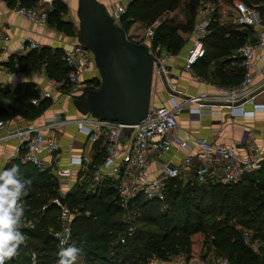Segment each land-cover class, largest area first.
Returning <instances> with one entry per match:
<instances>
[{
  "label": "trees",
  "instance_id": "1",
  "mask_svg": "<svg viewBox=\"0 0 264 264\" xmlns=\"http://www.w3.org/2000/svg\"><path fill=\"white\" fill-rule=\"evenodd\" d=\"M6 1L12 5L16 0ZM36 1L22 0L20 4L32 6ZM206 1L212 0H126L125 11L118 23L127 33L136 21L152 23L163 13L180 6L185 20L171 18L161 21L152 39L154 47L163 45L167 51L177 54L186 42L181 32L193 30L199 6ZM243 1L259 8L264 16V0ZM66 9L64 3L55 0L52 9L48 10V23L67 35L76 36L72 23L61 18ZM206 28L208 33L202 38L205 53L192 64L197 74L207 76L210 64L215 60L221 64L233 60L242 63V58L237 60L231 56L252 36V27L243 30L227 28L220 24L217 14L213 13ZM18 60L21 63L33 60L37 64L45 61L48 75L56 79L66 78L69 71L61 48L52 51L44 47L39 52L32 50ZM243 74L244 71L232 75L222 69H214V75L220 78L218 82L223 84L239 83ZM87 84L89 86L86 88H98L100 77L89 79ZM49 104L46 102L41 107L37 106L41 109L38 112L28 101L13 99L15 109L31 119ZM14 164L19 165L20 179L30 181L18 201L24 208L18 230L42 242V251L36 256L37 264H57L59 260L60 250L54 246L56 240L52 230L60 227V220L57 221L56 216L60 215L61 210L54 201L60 196L75 213L71 222V243L82 245L93 256L89 264H143L154 257L167 261L183 252L187 254L186 261L190 262L193 253H201L209 243L218 253L226 255L232 264H264V160L259 169L244 174L237 182L227 183L210 177L200 181L194 175L183 182L173 177L166 181L163 199L146 198L138 193L125 206L110 179L104 178L96 187H91L89 181H77L62 195L59 179L48 170L40 171L20 157L9 161L3 170ZM56 211L57 215L54 213ZM127 212H134L135 218L141 222L131 235V241L139 247V251L129 260L125 253L120 255L126 245H120L117 249L111 247L127 228L128 222L124 218ZM232 220L252 231L251 241L261 242L258 251L245 242L242 230ZM4 264L33 263L28 257L23 260L13 257L6 259Z\"/></svg>",
  "mask_w": 264,
  "mask_h": 264
},
{
  "label": "built area",
  "instance_id": "2",
  "mask_svg": "<svg viewBox=\"0 0 264 264\" xmlns=\"http://www.w3.org/2000/svg\"><path fill=\"white\" fill-rule=\"evenodd\" d=\"M55 0H41L44 4L52 5ZM232 12L235 22L241 28H253V39L246 41L238 48V53L242 57L244 74L239 83L217 84L214 86L215 92L201 93L197 95H185L176 99L174 92H178L174 84H169L167 60L173 57L172 53H158V47L152 45L155 33V25L150 26L144 35V42L148 45L153 57V79L160 77L163 83L168 86L170 101L169 105H150L146 116L133 125L130 136L123 135L124 123L116 120L100 119L91 114H80L74 118L53 119L43 125L33 123L10 128L12 120L10 118H0V128L5 133L0 135V141L15 137L18 145L15 149L16 156L23 162L32 163L38 170H50L46 155L51 154L61 147L60 141L55 135L50 134L51 130L61 129L69 124L76 126L77 131L85 134L92 141L98 139L101 134L106 135L104 145L105 155L103 160L96 164L89 177V185L96 187L104 178L110 179L112 186L125 206L127 201L138 193L144 194L146 198H164V188L166 181L173 177H178L182 171L192 166L193 158L198 147V167L193 174L197 180L203 181L207 177H217L222 182H237L246 173L259 169L262 165V151L253 139L248 142L246 155L239 154L235 144H225L214 142L206 138L194 139L190 136L179 135V122L177 112L188 103H197L200 114L202 110L211 108L212 105L205 102L213 99L219 102L220 106H227L231 109L232 115L246 116L247 113L255 114L257 110L264 109V103H255L256 93L264 91V51L262 53V65L257 67V72L261 75V83L253 86L255 71V51L264 47V18L259 8L248 4L243 0H232ZM16 11L27 19L48 24V10L37 6H27L19 4ZM125 11V4L119 3L112 10L111 14L115 21L119 22L122 13ZM202 28L199 32L204 34ZM10 36L0 33V69L5 73L20 76L27 71H32L37 66L46 67V62L39 64L33 60L21 63L18 58L11 59L5 54L8 52V42ZM43 46L29 40L28 44H22L20 50L32 51ZM205 53V46L201 37L193 41V45L188 49L186 66L191 64ZM63 59L69 71L67 78L57 80L58 87L66 85V82L76 85L79 83L80 74L88 69L91 70L92 78L100 77L98 68L94 61L92 51L82 43H75L70 50L64 54ZM197 78H200L197 75ZM88 79V80H89ZM44 97H51L49 91L43 92ZM38 99L34 102L38 103ZM252 102L253 109L248 110L244 103ZM216 105V104H215ZM214 105V106H215ZM250 115V116H252ZM173 145L178 151L185 149L186 153L181 158L180 165L165 162L163 167H159L156 174L148 171V163L152 158H160ZM120 155V158L118 157ZM82 158L72 156L65 166H58L52 169V173L64 184L60 188L63 195L64 189H70V177L72 167L81 164ZM67 190V191H68ZM60 207V227L52 230L54 239L59 247H66L72 241L71 222L75 213L59 198L54 200ZM245 242L255 251L257 248L248 236H244ZM64 241V243H62ZM184 264H195L188 262ZM215 264H231L228 257H220Z\"/></svg>",
  "mask_w": 264,
  "mask_h": 264
},
{
  "label": "crops",
  "instance_id": "3",
  "mask_svg": "<svg viewBox=\"0 0 264 264\" xmlns=\"http://www.w3.org/2000/svg\"><path fill=\"white\" fill-rule=\"evenodd\" d=\"M21 1L22 0H16L15 3L11 5L6 0H0V33L10 36V41L8 42V52L5 54V56H8L9 54V57L11 59H14L26 55L29 51L20 50V46L22 44H28L29 40L31 39L40 43L43 46L42 48L48 47L52 51L54 48H61L63 50V56L67 52V50H70L72 48L73 44L78 43V0H58L59 3H64L67 7L66 12L62 14L61 18L72 23L73 29L75 33H77L76 36L67 35L65 32L56 29L49 23L43 25L41 23L33 22L20 15L16 11L15 7L19 5ZM100 1H102L110 11L117 4L126 3V0ZM209 2L211 1L203 2L201 7L205 4H208ZM32 6L45 8L47 10L52 9V5L44 4L41 2V0H37ZM201 7L198 10L196 23L193 30L191 32H181V34L186 38L185 44L183 45L179 53H172L173 57L167 60L169 69L168 75L170 77L169 84L175 85V88L178 91L174 92L177 100H180V97L185 95H197L201 93H211L212 95L215 92L214 86L217 84H223L219 83L218 81H220V78L214 75L215 68L222 69L223 72L232 75L238 73L239 71H244V67L239 60L242 57L238 53V48L233 51L231 57L235 59L239 58L237 59L239 61L233 60L231 62L221 64V62L215 60L210 64L208 74L205 77L200 76L193 70L192 64L195 61L191 64L190 67L186 66L188 49L193 45L194 39L197 37H201V40L203 42L202 38L206 33H208L206 26L212 14L210 13L208 15V18H205L204 12L206 10ZM177 8L180 9L181 14H183L184 16V18L182 17L178 20L184 21L185 14L180 6H177L175 9L169 10L168 12L175 13ZM173 17H170L168 19H171ZM137 24L144 25L145 31L152 25H155V28L159 25L156 20L152 23L136 21L126 33L127 36L134 41H136V38L131 35H133L132 33H137L130 31L131 28ZM202 28H204L205 32L203 35L199 36V32ZM194 30L198 32V34L194 35ZM240 30L243 29L240 28ZM252 39L253 36H250L248 37L247 41H250ZM156 47H158V53L160 54H163L165 52L171 53L167 51L163 45H157ZM42 48L35 50L39 52ZM263 51L264 47L257 48L255 51V76L253 86H258L262 81L260 73L257 72V67L262 65ZM40 62L41 61H39V63ZM197 75L200 78H197ZM91 76V70L88 69L80 74L79 82H82L84 80L88 81ZM66 78L56 79L50 77L46 71V68L44 69L42 66H37L35 70L27 71L25 74L20 76L7 74L3 69H0V118L9 117L12 120L10 128L14 129L30 123H33L35 125H43L48 121L57 119L58 117L70 119L79 116L81 113L76 110L72 101V97L74 95L71 96L70 93L66 91V89L64 88L65 85L58 87L56 84L57 80H64ZM25 79L27 80V82H25ZM81 88L83 89L84 87ZM45 91L51 92L53 96L44 97L43 92ZM37 97L39 100L38 103L34 102ZM170 97L171 96L169 94L167 84L165 85L160 77H156L155 79H153L150 105H169L171 103ZM14 98H17L18 100H24L25 102L28 101L30 103V106H34L35 108L37 106H43L46 102H50V104L45 108L40 117H38L37 119L36 117L31 119L24 116V112L19 113L15 109L13 105ZM205 102L212 106L211 108L202 110L200 114L197 113V103H188L177 112V119L179 122V135L190 136L194 139L206 138L214 142L225 144H235L239 154L241 155H246L248 142L250 141V139H253L256 145L261 148L263 161L264 109L257 110L252 116L232 115L231 109L229 107H221L219 105L220 103L216 100L207 99L205 100ZM254 102L264 103V91L256 93ZM244 107L248 110H251L254 106L252 102H246L244 103ZM11 108L14 111H11ZM4 133L5 130L0 128V135ZM50 134L55 135L61 143V147L59 148V150L46 155V160L48 165L50 166L51 171L54 167L65 166L69 158L72 156L81 157L82 163L75 164L72 167V176L69 179V188H71L77 181L78 183H87L89 181L91 169L97 163L101 162L105 155L104 145L106 142V135L103 133L98 139L92 141L85 134L77 131L76 126L73 124L61 127V129L51 130ZM17 145L18 139L15 137L0 141V171L3 170L4 166L9 161H15L16 158L19 157L14 154ZM195 151L199 153L201 150L196 147ZM185 153V149H180L177 151L175 149V145H173V147L165 152L160 158L150 159L147 169L149 172H151V174H156L157 169L160 167V160L168 162L170 164L180 165L181 158ZM198 153H196L195 157L193 158L192 166L184 170L189 174L187 177L188 179L193 177V174L198 167ZM118 157L120 158V155ZM51 171L48 170L49 173L54 175ZM210 178L218 180L215 176ZM59 182V188H62L61 184L64 183L60 180ZM67 190L68 189H64L63 193H65ZM253 243L255 244V242Z\"/></svg>",
  "mask_w": 264,
  "mask_h": 264
},
{
  "label": "water",
  "instance_id": "4",
  "mask_svg": "<svg viewBox=\"0 0 264 264\" xmlns=\"http://www.w3.org/2000/svg\"><path fill=\"white\" fill-rule=\"evenodd\" d=\"M77 17V42L92 51L100 86L74 95L73 105L81 114L124 123L123 135L128 137L151 104L153 57L149 47L131 40L100 0H78ZM160 161L163 167L165 162Z\"/></svg>",
  "mask_w": 264,
  "mask_h": 264
},
{
  "label": "rangeland",
  "instance_id": "5",
  "mask_svg": "<svg viewBox=\"0 0 264 264\" xmlns=\"http://www.w3.org/2000/svg\"><path fill=\"white\" fill-rule=\"evenodd\" d=\"M231 2H232V0H212L211 2L203 5L202 7H201V5H202L201 4L199 6V9L201 7L204 10H206L204 12L205 18H208V15L210 13L211 14L216 13L218 21L220 22V24H223L225 27L230 28V29H237L238 27L240 29L241 27L234 20ZM173 16L177 17V18H174ZM170 17H173V19H176V20H178L182 17L184 18L183 14H181V12H180V9L177 8L175 13L174 12H166L158 20H156V22L160 23L161 21L168 19ZM262 17L264 18L263 15H262ZM242 29H245V28H242ZM195 30L193 31L194 35L198 34V32H196ZM144 31H145V26L142 24H137L131 28L130 32L137 33V34L132 33L133 35H131L134 38H136L135 39L136 42H144V35H145ZM201 35L202 34H200L199 36H201ZM88 86H89V84H87V81L84 80L82 82H79L76 85H73L72 83L66 82V85L64 86V88L72 96V95L80 94L82 92V90ZM81 87H84V88L82 89ZM37 99H38V97H37ZM39 107H41V106H39ZM39 107H36L34 110L40 112L41 109ZM42 109H43V111L39 115L36 116V119L38 117H40L42 115V113L44 112L45 108L42 107ZM11 111H14V110L11 108ZM7 118H9V117H7ZM188 175L189 174L187 172L182 171V173L178 176V178L180 180H182L183 182H186L188 180V178H187ZM54 213H56V215H57V211ZM60 216L61 215L56 216L57 221L60 220ZM135 217L136 216H135L134 212H127L124 215V218L127 219L126 222H128L127 228L125 229V232L117 238L118 240H115L111 244L112 249H114V248L117 249L120 245H126V249H121L120 255L122 256V254L125 253L127 260L132 259V257H134V255L139 251V247L137 245H135L134 243H132V241H131L132 233L135 231L136 227L141 225V222L138 219H136ZM232 223L235 226H237L239 229L242 230L244 236H248L251 239V236H250L252 233L251 230L249 231V230L245 229L244 227L239 226V224L236 223V220H232ZM24 236L26 237L25 243L20 245V247L17 249V255H15L14 257L18 260L19 259L23 260V259H25V257H28L29 260L31 259V263L37 264L36 256L38 255V252L42 251V245L43 244H42V242H40L38 240L31 239V238L27 237L26 235H24ZM260 243H261L260 241H257V242L255 241L254 246L257 248V251L259 249V245H261ZM73 244L75 246L83 249V253H82V255H80L78 257L76 264H89L90 261L93 260V256L82 245H79L78 243L72 242V243H69V245H67L66 247L73 245ZM54 246L57 250L61 249V247H59L58 244H56V242H55ZM127 247H128V249H127ZM186 255L187 254L183 252L181 254L173 256L170 260H167V261H163V260H160V259L154 257V258L150 259L148 262L143 263V264H180V263L184 264V263H188L186 261ZM202 255H204V257H202ZM220 257H227V256L224 254L218 253L217 249L212 244L209 243L207 246L204 247V249L201 253L200 252L199 253H193V259L190 262H193L195 264H215V261L218 260Z\"/></svg>",
  "mask_w": 264,
  "mask_h": 264
},
{
  "label": "clouds",
  "instance_id": "6",
  "mask_svg": "<svg viewBox=\"0 0 264 264\" xmlns=\"http://www.w3.org/2000/svg\"><path fill=\"white\" fill-rule=\"evenodd\" d=\"M250 115L252 114H246ZM28 183L30 181L20 179L19 165L14 164L11 168L0 171V264L17 255V249L25 243L26 237L18 230L24 215V208L18 201ZM82 253L83 249L74 244L61 247L57 264H76Z\"/></svg>",
  "mask_w": 264,
  "mask_h": 264
}]
</instances>
